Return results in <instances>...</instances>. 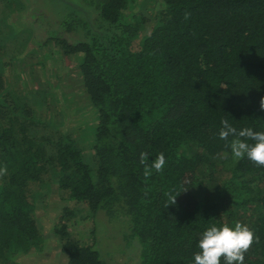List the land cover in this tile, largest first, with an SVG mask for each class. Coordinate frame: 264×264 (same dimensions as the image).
<instances>
[{"label":"trees","instance_id":"1","mask_svg":"<svg viewBox=\"0 0 264 264\" xmlns=\"http://www.w3.org/2000/svg\"><path fill=\"white\" fill-rule=\"evenodd\" d=\"M148 1L57 0L58 12L36 1L37 15L50 17L46 38L22 13L0 18L10 30L0 32V264L51 248L38 213L56 190L93 221L91 241L75 238L69 223L80 210L62 206L52 232L67 257L60 264H111L97 248L98 211L123 227L122 264H195L201 234L236 221L259 237L244 264H264V167L235 159L233 137L219 138L223 119L264 131V0ZM8 2L35 12L29 0ZM52 40L80 58L98 119L91 156L18 64L27 51L50 55ZM6 59L20 72L7 73ZM141 152L148 166L163 152V171L146 177Z\"/></svg>","mask_w":264,"mask_h":264},{"label":"rangeland","instance_id":"2","mask_svg":"<svg viewBox=\"0 0 264 264\" xmlns=\"http://www.w3.org/2000/svg\"><path fill=\"white\" fill-rule=\"evenodd\" d=\"M2 1L5 5L3 3L0 5V18L3 19V17H5L6 20L8 19L7 17L10 16V19L14 20L17 13H22L24 17H27L28 20H30V23L33 25L32 28L38 33L37 35L41 36L40 38L47 37L46 31L51 23L50 17H47V15H45V17L37 15L44 11L38 4H35V2L37 1L49 11L50 7L54 8L56 12H58L57 9H61V7L64 9L65 7L61 6L57 0H54V3L53 0H29V6L34 5L33 8L35 12L30 11L25 13L22 4H14L16 5V9L11 10L8 5V0ZM147 4L154 9L155 6H158V1L149 0ZM53 14L55 13L53 12ZM54 17H56V14ZM38 19L44 20V25L39 26ZM8 31H10L9 27H4V24H2L0 32L6 34ZM13 44L14 41L10 40L7 47H12ZM50 49H52L50 55L45 53V49L42 48L34 50L35 54H28L27 51L25 54L27 56H24V59L18 62V64H21L25 69L24 75L27 76V79H33L31 81V86L36 87V83L38 82V84L41 85L39 87L40 89H46L50 92L49 95H46L50 109L57 115L64 117L62 119L64 120V125L61 129L72 133V135L80 141L81 146L86 150V154L91 156L94 153L92 148L94 137L93 128L97 124L98 119H96L95 113L81 83V75L79 72L80 58L75 54L68 55L64 53L63 49L57 44H54L53 40L50 43L49 50ZM5 63H7L8 66L7 73L13 71L20 72V69L17 67L15 68L16 65L11 62V60L9 61V59H6ZM57 82L59 84H57ZM71 110H75L74 113H69L67 115ZM41 115L43 116L44 114ZM209 180L207 182L208 185L211 183V180ZM207 183L205 182L203 188L206 187ZM64 205H70L71 208L80 210V212L77 213L79 217L71 220L69 223L71 233H73L75 238L82 239V241L92 240L93 221L89 217H86L84 220L81 218V215H86L84 204H76V201L61 200L59 192L56 190L51 196L50 204L47 206L48 208L44 210L41 206L38 213V216L42 217L41 226L44 227V232L47 233L49 237L47 244H49L51 248H46L43 252H31L30 254H27V256H23V259H19L22 261V264L65 263L64 261H66L65 259L67 258L66 254L65 256L61 255L59 244L57 243L56 238L52 236L54 224L59 221V215L62 212V206ZM95 224L97 227L95 231V235L98 239L97 248L100 250L101 256H105L104 258H106L111 264H122L118 262V260L121 262L126 261L127 253L118 251V248L122 245L121 239H123V227L118 223L110 221L104 211H98L95 217ZM110 252L114 258V261L112 262L108 256Z\"/></svg>","mask_w":264,"mask_h":264},{"label":"clouds","instance_id":"3","mask_svg":"<svg viewBox=\"0 0 264 264\" xmlns=\"http://www.w3.org/2000/svg\"><path fill=\"white\" fill-rule=\"evenodd\" d=\"M190 13L185 12V20L190 18ZM260 110L264 111V96L259 100ZM222 127L219 138L228 141L233 157L237 160L247 157L257 166L264 167V131H254L245 127L237 130L227 119L221 121ZM252 141L253 143H249ZM148 153H140V163L145 165L144 175L150 176L152 169L161 172L166 164L165 154L161 152L151 163L147 165ZM7 174V166L0 167V176ZM178 195H170L169 204L176 203ZM168 204V205H169ZM259 237L247 224L236 221L234 227L224 224L220 227L213 225L207 228L198 242L199 251L194 254L195 264H244L245 254L249 251Z\"/></svg>","mask_w":264,"mask_h":264}]
</instances>
